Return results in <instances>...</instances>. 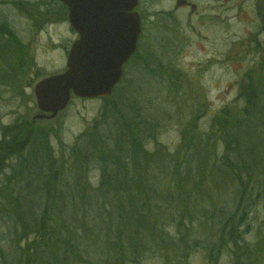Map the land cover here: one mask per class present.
<instances>
[{
  "label": "rangeland",
  "instance_id": "obj_1",
  "mask_svg": "<svg viewBox=\"0 0 264 264\" xmlns=\"http://www.w3.org/2000/svg\"><path fill=\"white\" fill-rule=\"evenodd\" d=\"M176 1L138 0V13L144 17L143 34L136 57H132L124 68L125 78L121 84L124 97L122 104L136 103L140 111L139 102V105H145L147 115L152 118V111L156 117L159 112L161 115H170L169 124L166 121L162 124L158 136V141L166 146L170 153L180 144L181 125L183 127L185 123L193 122L196 126L195 132L206 137L214 115L220 116V112L226 110L228 114H221V119L234 116L243 123L248 115L254 113L252 108L247 105L245 107L242 95H250L254 101L264 102V0H220V7L219 2L215 3L214 0H186L196 4L198 9L197 17L192 18L187 17V10L173 8ZM18 3L24 7L19 9ZM59 4L63 6L60 0H0V26L9 27L18 37L22 43L21 52L26 58V62L18 64L19 68L26 67L24 70L20 68L23 71L22 77L16 82L18 86L11 84L13 81L6 77L9 73L4 74L8 68L0 64V69L5 70L3 76H0V144L4 142V134L7 136V143L9 136L13 134L10 132L16 131L17 123L31 122L37 110L33 94L35 84L43 78L66 70L69 49L78 37L69 26L67 10L64 9L65 14L58 16ZM217 12H220L221 17H210ZM171 20H174V24ZM3 57L4 55L0 61ZM5 60L7 59L2 61ZM28 65L31 66L25 71ZM137 65L146 68L136 69ZM251 88L257 91L256 95L250 93ZM119 92L114 95L116 102L120 100ZM147 103L151 104V107ZM102 108V100L72 98L67 109L59 116L52 120H39L32 125L35 132L33 133L37 136L32 139L41 147L44 155L45 147L50 149L48 167H53L61 173L60 183L67 194L71 193L74 184L70 174L73 153L79 151L80 147V151L83 146L89 147V133H93L95 122L101 121ZM117 119L111 124V129L105 130L103 126L102 133L99 130L97 135H118L121 124ZM252 128L257 133L260 132L259 126ZM9 144L10 150L1 151L12 153L5 159L7 161L3 160L6 165L0 168V264H9L14 257L19 262L21 248L27 261L26 254L30 252L27 253L23 248L28 246L32 239L25 229L22 230L24 243L15 244L21 229L14 213H17L18 206L21 208L20 213H26L28 204H39L42 198L40 192L28 190L34 184L30 183L26 168L28 164L24 158L29 152L28 145L22 151L21 157L16 158L14 145ZM43 169H46L45 165ZM110 176L109 172H101L96 165L88 164L82 176L83 184L80 186V190L86 188V193L81 191L76 199V192L71 193L72 209L54 216L57 220L55 225L60 231L59 237L64 239L62 235L67 233L60 228L74 232L80 237L76 238L75 242L83 248L80 258L82 261L72 264H89V258L106 259V264L121 261L125 264H264V183L259 190L253 192L261 194L255 200L247 220L239 228L237 243L224 237L227 243L222 248L221 243L215 239V227L209 219H212L211 215L215 212L212 207L207 208L209 213L201 211V215L198 214L199 218L203 219V225L193 222L191 229L187 220L193 219L188 213L184 214V209L180 207L169 209V202H166V213L172 223L170 219L166 221L165 232L174 238L176 232L178 234L187 228L191 232L187 238L195 245L191 246L188 252L182 246L179 252L176 247H169L161 253L157 251L158 245L153 249L149 244L148 250L153 252L147 251L138 259L133 257L132 248L124 245V241L121 244V253L116 252L119 253L117 257H111L114 250H110L109 256H101L106 254L107 248L112 247L116 239L114 236L107 238L106 232L109 228L115 233V224L108 226L111 224L108 222L109 218L97 216L100 212L98 209L110 210L112 205L108 201L113 198H105L107 204L105 201L97 203L93 198L92 203L96 207L93 209L98 210L95 215L89 214L87 201L89 194H96L94 190L103 188L99 186L100 178H105L106 186L111 185ZM148 177L149 180L154 178L153 175ZM155 178L163 179L164 176ZM168 180L166 179V183ZM231 182L235 185L232 180ZM189 193L191 192L188 191L187 195ZM212 197L214 198L213 194ZM80 202L81 209L76 206L80 205ZM214 202L221 208L225 205L226 212L234 211V202L229 201L227 197L211 199V204L215 205ZM103 204L105 208H102ZM82 213H85L87 221L83 231L71 223L72 217H78ZM89 220L93 222L92 225H104L101 228L97 226L100 232L97 227L94 231L89 229ZM179 225L181 227L178 228ZM181 253L183 256L179 258ZM212 253L214 263L209 261ZM59 254V258L64 257L61 251ZM51 264L61 263L52 260ZM62 264L71 263L67 260Z\"/></svg>",
  "mask_w": 264,
  "mask_h": 264
},
{
  "label": "trees",
  "instance_id": "obj_2",
  "mask_svg": "<svg viewBox=\"0 0 264 264\" xmlns=\"http://www.w3.org/2000/svg\"><path fill=\"white\" fill-rule=\"evenodd\" d=\"M18 4L19 9L24 7L21 3ZM57 9L58 16L65 14L64 6L59 4ZM21 51L22 43L13 31L9 27L6 28L5 25L0 26V58L4 55L2 60L7 59L6 62L1 60L0 64L8 68L6 71L0 69V76H3L4 71L5 75L9 73L6 77H9V80L13 81L11 84L16 86H18L16 82L22 77L21 72L26 68L20 66L23 68L21 70L18 66L26 60ZM31 65H28L25 71L29 70ZM145 65L148 66V64ZM143 68L146 67L137 65L136 69ZM124 78L122 82H124ZM121 84L111 97L102 99L101 121L95 122L93 133H89V147L83 146L82 151H80L81 147L79 151H74L71 159L72 166L70 165V174H72V183H74L71 193L76 192L75 199L81 191L86 193L84 191L86 188L80 190V186L83 184L82 176H84L88 164L96 165L101 169V172L107 171L111 174V185L106 186L105 178H100L99 186L101 185L103 188L94 190L96 194H89L87 201L89 214L94 213L95 215L99 210L97 216L109 218L108 222L111 224L108 226L115 224V233L109 228L106 236L107 238L114 236L116 241L112 247L107 248L108 250L102 248L106 250V254L101 256H109V254L111 255L110 250H114L113 255H115L111 257H117L121 253V244L124 241L126 242L124 245L132 248L133 257L138 259L142 258L147 251L153 252L148 250L149 244L153 249L158 245L157 251L161 253L166 248L168 250L169 247H176L179 252L182 250V246L188 252L191 246L195 245L187 238L191 234L187 228L178 234L176 232L174 238L169 237L165 232L164 224L170 219L166 213V202H169V209L180 207L184 209V214L188 213L189 217L193 219L187 220L191 224V229L193 222L203 225V219H200L198 214L201 215V211H204L205 214L209 213L207 208L212 207L215 212L211 215L212 219H209L215 227V239L217 238L221 243L222 248L227 243L224 237L237 243L240 235L239 228L247 220L255 200L261 194V192L258 194L257 191L254 194L253 192L259 190L264 183V105L262 108L264 102L255 100L260 103L258 104L250 95H242L245 107L249 106L254 110V113L251 116L248 115L247 120L241 123L234 116L221 119V114L226 116L228 113L226 110L220 112V116L214 115L206 137L195 132L196 126L193 122H187L183 127L181 125L180 144L173 153H170L169 149L158 141L162 124L164 125L165 121L169 124L170 115L164 113L161 115L159 112L156 117L154 111L151 110L152 118L147 115L145 105H139V102L140 111L136 103L122 104L121 100L124 97ZM116 92H119V102L114 99ZM256 92L251 88V94L256 95ZM147 105L151 107V104L147 103ZM117 118L121 124L120 130L117 129L118 135L114 137L106 134L97 135L99 130L102 133L103 126H105V130L111 129V124ZM111 120L113 122H110ZM32 125L31 122L29 124L17 123L16 131L10 132L13 134L9 136L7 143V136L4 134V142L0 144V168L6 165L3 160L11 156L12 152H1L10 150L9 143L14 145L16 158L21 157L22 151L28 145L29 152L24 158L25 163L28 164L26 168L30 175V183H34L28 190L34 189L42 195L39 204H28L26 213H20L19 206L17 213H14L21 229V234L19 239L15 240V244L24 243L22 230L25 229L28 230L32 241L23 248L27 253L30 252V254L25 253L28 255L27 261H25V255L21 248L19 262L14 257L9 264H51L52 260L59 261L61 264L67 260L71 264L80 263L83 248L75 242L76 238L80 237L64 228H60L61 231L67 232L62 235L64 239L59 237L60 231L57 230L58 227L55 225L57 220L54 218V216L57 217V214H63L65 210L72 209L71 193L67 194V191L63 190L60 183L61 173L53 167H48L47 161L50 159L51 151L45 147L44 155L41 147L35 144L32 137L37 138V136L34 135ZM253 126H259L260 132L257 133L252 128ZM44 165L46 169H43ZM152 175L154 178L149 180L148 176ZM156 176H164L165 185L163 179L155 178ZM166 179H169L168 183H166ZM188 191L191 192L189 195H187ZM111 196L113 200L108 201L112 205L110 210L103 211L98 209V206V210L93 209L96 208L92 203L93 198L98 203L105 201V198L111 199ZM219 196L227 197L229 201L234 202V211L226 212L225 205L221 208L215 202V205L211 204V199H218ZM115 201L118 207L115 206ZM105 203L107 204L106 201ZM76 206L81 209V202ZM102 208H105L104 204ZM205 217L208 220V217ZM194 218L196 219L194 220ZM85 219V213H82L78 217H72L71 223L83 231L85 225L87 226ZM182 221L185 222L184 219ZM170 222L172 223L171 219ZM92 223L89 220V229L93 231L97 226L100 228L104 226L100 223L97 226ZM179 227L181 226L179 225ZM97 229L100 232L98 227ZM107 240H105V244ZM59 251L64 257L60 256L59 258ZM182 256L183 253L179 255V258ZM89 259L92 264L108 262L103 258ZM214 260L212 253L209 261L213 262ZM116 264L125 263L121 261Z\"/></svg>",
  "mask_w": 264,
  "mask_h": 264
},
{
  "label": "water",
  "instance_id": "obj_3",
  "mask_svg": "<svg viewBox=\"0 0 264 264\" xmlns=\"http://www.w3.org/2000/svg\"><path fill=\"white\" fill-rule=\"evenodd\" d=\"M60 1L78 40L70 48L65 72L35 85L40 114L33 122L55 118L71 95L80 99L108 97L121 80L123 65L135 52L140 34L139 15L134 12L137 0Z\"/></svg>",
  "mask_w": 264,
  "mask_h": 264
},
{
  "label": "flooded vegetation",
  "instance_id": "obj_4",
  "mask_svg": "<svg viewBox=\"0 0 264 264\" xmlns=\"http://www.w3.org/2000/svg\"><path fill=\"white\" fill-rule=\"evenodd\" d=\"M215 1V3L216 2H219L218 3V6L220 7V0H214ZM138 6H139V2H138ZM139 8V7H138ZM173 8L175 9V10H178V9H185V10H187L188 11V14H187V17L189 18H192V17H197V12H196V10L198 11V9H197V6H196V4H193V3H190V1L189 2H187L186 0H177L176 1V3H174V6H173ZM139 10V9H138ZM194 13H195V15H194ZM139 14V13H138ZM194 15V16H193ZM212 16H215V17H221L220 16V12H217V13H214L213 15H210V17H212ZM209 17V16H208ZM139 19H140V28H141V32H140V35H139V37H138V41H137V48H136V51H135V54H134V58L136 57V54H137V51H138V49H139V42H140V40H141V37H142V34H143V19H144V17H142V16H140V14H139ZM171 22L174 24V20H171Z\"/></svg>",
  "mask_w": 264,
  "mask_h": 264
},
{
  "label": "bare ground",
  "instance_id": "obj_5",
  "mask_svg": "<svg viewBox=\"0 0 264 264\" xmlns=\"http://www.w3.org/2000/svg\"><path fill=\"white\" fill-rule=\"evenodd\" d=\"M19 236H20V235H18V236L16 237V240H18V239H19Z\"/></svg>",
  "mask_w": 264,
  "mask_h": 264
}]
</instances>
